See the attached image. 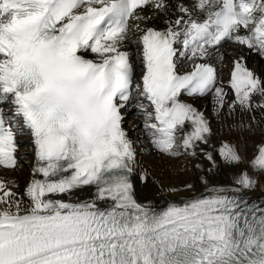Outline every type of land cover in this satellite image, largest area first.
<instances>
[{"label":"snow or ice","instance_id":"snow-or-ice-1","mask_svg":"<svg viewBox=\"0 0 264 264\" xmlns=\"http://www.w3.org/2000/svg\"><path fill=\"white\" fill-rule=\"evenodd\" d=\"M250 56L264 63V0H0V264H264V202L246 195L264 174ZM206 97L236 142L212 143L189 102ZM130 107L189 179L143 164ZM224 169L239 171L214 184Z\"/></svg>","mask_w":264,"mask_h":264},{"label":"bare ground","instance_id":"bare-ground-1","mask_svg":"<svg viewBox=\"0 0 264 264\" xmlns=\"http://www.w3.org/2000/svg\"><path fill=\"white\" fill-rule=\"evenodd\" d=\"M222 52L224 53V67L221 72V78L227 84L228 81V68L231 66V61L234 56L238 55L240 49L235 45L228 43L225 44ZM215 62V61H214ZM248 66L255 68L258 72L264 71V63H261L255 56L248 58ZM229 92V98L232 96L231 89H226ZM187 99V98H186ZM189 102L193 103L199 110L204 111L208 116L215 135L212 137V143L215 146H219L222 141H233L236 142L238 134L234 131H230L228 125L231 121H223L220 117L214 115L213 106L210 103L209 98H198L189 99ZM143 117L138 114L134 107L128 109L127 119L124 127L129 131V136L132 140L136 141L135 147L139 154L140 160L146 167L154 170L157 175L165 183H179L182 180L189 179L191 175V163L180 158L177 160H168L167 158L159 156L154 150H152L150 140L148 139L147 133L143 127ZM191 130V127L186 129ZM21 148L27 147V138L21 137ZM260 140V137H248L247 138V150L246 154L250 157L254 153V145ZM188 167L189 172L183 173L182 169ZM239 171L238 169H224L219 174L215 175L213 179L214 184L230 185L233 180L234 174ZM0 175H10L6 172H0ZM16 178L20 181L21 185L27 180L29 175V168L27 165L24 167L22 172L14 173ZM258 184L255 190L247 192V196L251 197H263L264 198V174H260L258 177ZM156 189L154 185H149L148 188L144 189L141 195L147 194L149 196L155 193ZM156 201L160 204H164V200L160 196H156Z\"/></svg>","mask_w":264,"mask_h":264}]
</instances>
